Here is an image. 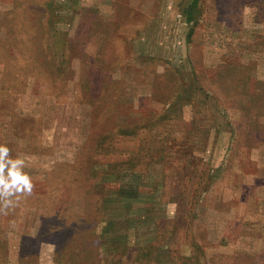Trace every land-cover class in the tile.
Instances as JSON below:
<instances>
[{
	"label": "rangeland",
	"instance_id": "rangeland-1",
	"mask_svg": "<svg viewBox=\"0 0 264 264\" xmlns=\"http://www.w3.org/2000/svg\"><path fill=\"white\" fill-rule=\"evenodd\" d=\"M0 145V264H264V0H0Z\"/></svg>",
	"mask_w": 264,
	"mask_h": 264
},
{
	"label": "clouds",
	"instance_id": "clouds-1",
	"mask_svg": "<svg viewBox=\"0 0 264 264\" xmlns=\"http://www.w3.org/2000/svg\"><path fill=\"white\" fill-rule=\"evenodd\" d=\"M24 167V159H13L10 149L0 145V213L4 215L22 198L33 193L34 183L31 176L24 171Z\"/></svg>",
	"mask_w": 264,
	"mask_h": 264
},
{
	"label": "trees",
	"instance_id": "trees-1",
	"mask_svg": "<svg viewBox=\"0 0 264 264\" xmlns=\"http://www.w3.org/2000/svg\"><path fill=\"white\" fill-rule=\"evenodd\" d=\"M189 14H190V13H189ZM99 239H101L100 236L98 237V240H99ZM99 243H101V242H98V244H99ZM132 259H133V260H132ZM124 260H127L128 262H130V261L132 262V261H133V262L135 263V259H134V258H131L130 254H129L128 252L126 253V257H125Z\"/></svg>",
	"mask_w": 264,
	"mask_h": 264
}]
</instances>
